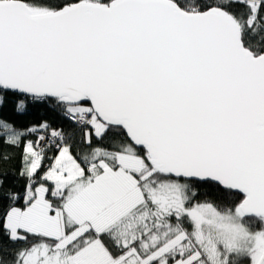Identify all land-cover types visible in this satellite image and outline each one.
Here are the masks:
<instances>
[{"label": "snow or ice", "instance_id": "snow-or-ice-1", "mask_svg": "<svg viewBox=\"0 0 264 264\" xmlns=\"http://www.w3.org/2000/svg\"><path fill=\"white\" fill-rule=\"evenodd\" d=\"M5 109L0 264H264V0H0Z\"/></svg>", "mask_w": 264, "mask_h": 264}, {"label": "trees", "instance_id": "trees-1", "mask_svg": "<svg viewBox=\"0 0 264 264\" xmlns=\"http://www.w3.org/2000/svg\"><path fill=\"white\" fill-rule=\"evenodd\" d=\"M0 115H2L4 119L16 122L18 126H26L31 123H36L41 118L39 113H35L32 116L21 118L16 116L10 109H5L3 113ZM18 166H19V160L17 158L16 167L18 168ZM9 179H12V177H9Z\"/></svg>", "mask_w": 264, "mask_h": 264}]
</instances>
